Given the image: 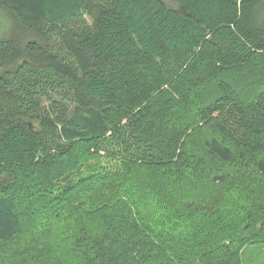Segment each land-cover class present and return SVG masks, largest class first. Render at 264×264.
<instances>
[{
	"label": "trees",
	"instance_id": "16d2710c",
	"mask_svg": "<svg viewBox=\"0 0 264 264\" xmlns=\"http://www.w3.org/2000/svg\"><path fill=\"white\" fill-rule=\"evenodd\" d=\"M0 7L15 29L0 39V264H22L13 246L24 230L18 197L3 188H21L42 161L71 166L80 151L107 177L115 165L119 178L151 172L172 189L152 210L142 192L119 189L78 219L69 249L79 264H241L242 247L264 240V205L247 213L240 241L219 242L201 233L213 224L186 225L178 190L264 175V1Z\"/></svg>",
	"mask_w": 264,
	"mask_h": 264
},
{
	"label": "rangeland",
	"instance_id": "374dc122",
	"mask_svg": "<svg viewBox=\"0 0 264 264\" xmlns=\"http://www.w3.org/2000/svg\"><path fill=\"white\" fill-rule=\"evenodd\" d=\"M14 31L11 17L0 7V39L13 35ZM84 152L75 155L68 167L65 166L66 162L64 165L60 163V168L39 162L32 176L23 177L21 188H3L4 192L18 197L24 224V230L13 246L15 261L22 264H79V258L69 249L71 229L78 219V223L83 217L92 220L104 203L111 202L107 198L119 189L132 190L137 194L142 192V200L148 210L155 209L159 202L163 203L161 196L165 187L172 189L151 172L128 180L119 178L120 167L115 165L108 167L110 175L107 177L98 167L94 154L83 156ZM195 186L192 189V186L184 185L178 190L181 192L184 189L181 201H189L185 223L198 227L203 223L213 224L210 228L203 226L205 229L201 233L221 239L219 242H225L228 238L240 241L243 234L240 230L247 222V213L264 205V175L239 172L222 185L214 186L205 178ZM190 188L193 197L189 193ZM151 189L158 191L159 195H151ZM173 215L175 218V211ZM174 218L166 219L165 226L175 222ZM231 229L235 231L228 235ZM193 242L190 239L189 245ZM241 264H264V240L242 247Z\"/></svg>",
	"mask_w": 264,
	"mask_h": 264
}]
</instances>
